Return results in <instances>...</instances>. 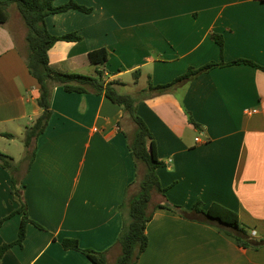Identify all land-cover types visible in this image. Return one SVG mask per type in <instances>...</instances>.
I'll return each instance as SVG.
<instances>
[{
	"label": "crops",
	"instance_id": "obj_1",
	"mask_svg": "<svg viewBox=\"0 0 264 264\" xmlns=\"http://www.w3.org/2000/svg\"><path fill=\"white\" fill-rule=\"evenodd\" d=\"M75 1L93 11L46 19L53 35L83 37L57 42L49 51L52 68L85 75L93 66L89 53L105 48L103 80L118 82L119 93L136 99L164 163L157 173L167 199L188 212L198 202L205 211L213 205L233 211L252 239L264 240V71L231 64L247 60L264 67V0ZM22 22L0 24V151L18 166L16 174L0 166V221L19 206L16 180L30 219L43 229L28 224L23 245L5 252L0 264H94L65 249V239L114 260L143 170L129 149L135 125L105 93L56 87L53 116L27 147L26 132L42 109ZM213 35L222 37V50ZM211 63L226 65L169 93L141 92L149 82L169 84ZM20 143L26 149L17 159L9 149ZM22 218L15 214L0 225V247L18 239ZM146 234L138 264H264V245L240 247L224 230L186 213L156 209Z\"/></svg>",
	"mask_w": 264,
	"mask_h": 264
},
{
	"label": "trees",
	"instance_id": "obj_2",
	"mask_svg": "<svg viewBox=\"0 0 264 264\" xmlns=\"http://www.w3.org/2000/svg\"><path fill=\"white\" fill-rule=\"evenodd\" d=\"M62 0H0V24L4 25L8 21V11L12 4L17 6L18 12L27 28L26 43L28 47V69L30 74L37 80L39 85V96L37 103L42 109V114L36 119L34 124L28 128L25 137V145L28 147L33 140H36L46 130L52 116L53 110L51 101L53 91L56 87H62L66 93L70 94H103L114 104L121 106L124 114L135 125V135L129 141V149L142 171L138 173L137 185L138 193L129 202V215L124 222L123 229L119 235L117 246L120 249V256L114 264H138L141 254L146 250L149 240L146 234L147 224L155 214L156 209H168L179 214L184 213L192 217L200 218L208 224H212L228 235L232 236L237 244L243 248L259 249L264 245V240L252 239L246 227L238 221L237 213L222 209L217 205L211 206L207 211L202 209V203H196L190 212L180 206L172 204L166 197V189L161 185L157 170L164 166L159 159L154 138L145 123L137 113V101L129 94H121L116 87L118 82L105 84L104 72L101 69L108 60V52L105 48L89 53V60L92 65L97 67L95 76L63 73L52 68L50 64L49 51L57 42H82L83 37L75 32L56 36L50 33L47 26V17L53 14H60L70 10L90 14L93 9L75 0H67L57 4ZM213 40L223 49L224 42L221 36L213 35ZM231 64H249L264 71V67L251 61L239 60ZM224 63H211L202 68H190L186 74L177 78L175 81L165 85H154L149 82L146 89L141 91L147 97L171 92L177 86L193 79L195 76L208 72L216 67L224 66ZM139 71L133 75L138 80ZM189 120L195 126H199L189 115ZM0 166L16 174L18 166L15 159L0 151ZM18 182V181H17ZM14 182V196L18 201V208L11 215L0 221V225L15 214L23 216L19 229L18 239L11 244L0 247V259L15 245L22 246L26 238L28 224H34L43 229L41 225L32 221L28 214L27 203L18 187ZM63 247L67 250H76L83 253L94 264L107 263L105 253H98L91 249H82L78 240L65 239Z\"/></svg>",
	"mask_w": 264,
	"mask_h": 264
},
{
	"label": "rangeland",
	"instance_id": "obj_3",
	"mask_svg": "<svg viewBox=\"0 0 264 264\" xmlns=\"http://www.w3.org/2000/svg\"><path fill=\"white\" fill-rule=\"evenodd\" d=\"M8 18L10 20L17 19L19 21H23L22 18H21V16H20V14H19V12H18L17 6L15 4H12L10 6V8H9ZM95 69L97 70V67L95 65H93L92 67H90V68L85 69L84 71H82V73L85 74V75L94 76L95 75L94 74L95 73ZM132 90H134V89H132ZM132 92L133 91H130V93H132ZM132 94H135V93H132ZM129 128H130V131H133L134 125H130ZM24 149H26L25 146L22 143H20V146L12 147V148L9 149V151H10L11 154H14L17 159H19V158L22 157V154H23ZM17 184H18V182H17ZM128 215H129V213H128ZM119 256H120V253H119V255L114 260H112V259L110 260L108 258L109 256H107L106 257L107 258V263L114 264L117 261V259H118Z\"/></svg>",
	"mask_w": 264,
	"mask_h": 264
},
{
	"label": "built area",
	"instance_id": "obj_4",
	"mask_svg": "<svg viewBox=\"0 0 264 264\" xmlns=\"http://www.w3.org/2000/svg\"><path fill=\"white\" fill-rule=\"evenodd\" d=\"M255 112H256V111H255ZM196 141H198V142H199V141H200V140H199V138H197V139H196Z\"/></svg>",
	"mask_w": 264,
	"mask_h": 264
}]
</instances>
